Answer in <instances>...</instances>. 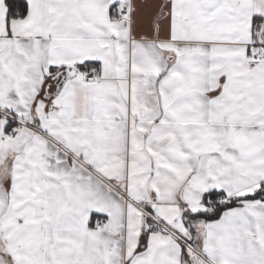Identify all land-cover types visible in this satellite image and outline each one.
Instances as JSON below:
<instances>
[{
  "label": "snow or ice",
  "instance_id": "6c2138e0",
  "mask_svg": "<svg viewBox=\"0 0 264 264\" xmlns=\"http://www.w3.org/2000/svg\"><path fill=\"white\" fill-rule=\"evenodd\" d=\"M0 264H264V0H0Z\"/></svg>",
  "mask_w": 264,
  "mask_h": 264
}]
</instances>
